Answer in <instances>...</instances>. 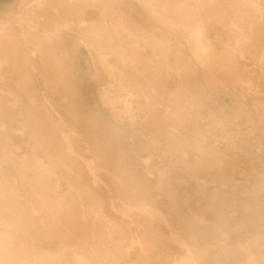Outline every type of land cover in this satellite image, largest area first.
<instances>
[{
  "label": "rangeland",
  "instance_id": "rangeland-1",
  "mask_svg": "<svg viewBox=\"0 0 264 264\" xmlns=\"http://www.w3.org/2000/svg\"><path fill=\"white\" fill-rule=\"evenodd\" d=\"M95 1L82 13H58L68 26L54 28L47 8L45 24L27 28L25 6L0 0V28L13 33L0 43V83L12 90L0 98V219H9L0 222V236L47 252L45 264H78L75 250L84 264H98L93 248L109 250L104 264H264L263 220L241 226L244 208L211 207L231 195L253 203L264 194V32L256 31L264 25L263 0H156L175 20L200 27L196 38L153 21L139 0H107L103 11ZM51 2L60 10L68 0ZM115 13L135 31L116 27ZM91 20L101 26L90 30ZM21 29L61 33L59 58L48 55L60 64L52 76L41 73L43 53ZM112 48L137 60L126 67V86L137 81L144 92L120 90L108 74L103 54L120 64ZM56 77L58 90L45 89ZM105 91L117 109L100 100ZM126 100L135 118L123 109ZM219 161L221 169L213 165ZM16 203L25 211L17 213ZM26 215L29 222L14 221ZM186 220L202 234L198 241Z\"/></svg>",
  "mask_w": 264,
  "mask_h": 264
},
{
  "label": "bare ground",
  "instance_id": "bare-ground-1",
  "mask_svg": "<svg viewBox=\"0 0 264 264\" xmlns=\"http://www.w3.org/2000/svg\"><path fill=\"white\" fill-rule=\"evenodd\" d=\"M112 1V0H111ZM114 1H118V0H114ZM141 5L146 9L147 13L149 14V16L151 17V19L153 21H156L157 23H159L160 25H164L168 28H178V27H183V28H187L189 30V32L191 34H193L196 37H198V34L201 33V28L200 27H193L191 25H185V23H181L179 22L178 20H175L172 16L168 15L167 13V10L163 9V8H158L156 6V0H139ZM20 2V5L22 6H25V9L23 8H20L21 9V13L24 14H28V18L30 19V22L27 26V28H35V27H39V26H43L45 23H43L42 20H45L43 18V14L46 12V9L49 8V11L52 13V14H55V16L53 17V19H51V23H52V26L54 28H57L58 24H61L62 25H69V20L68 19H65V16L66 15H69L70 13H73V11H78L80 13L84 12V9L89 5V2L90 0H68V2L60 7L61 9L59 10L58 9V6L55 5L53 2H51V0H33V2L26 6L27 3L29 2H26V0H19ZM96 4L100 7H102L101 11L105 10L107 8V0H96L95 1ZM264 2V0H263ZM78 7H74L75 5H78ZM202 4V3H201ZM69 5V6H68ZM60 6V5H59ZM99 7V8H100ZM214 9V8H213ZM118 11L117 12H120L121 9H117ZM63 12V15L64 16V19L63 20H60V21H63V22H59L58 19H61L59 18L60 16H58V13H61ZM104 14V12H102ZM122 14V12H121ZM124 15V14H122ZM115 22H114V25L122 30H125V31H128L130 33H132L134 30L135 31V23L132 22V23H129L130 21H127V19L125 18H122L120 15H118L117 13H115ZM135 20V19H134ZM243 20V19H242ZM83 21H88L86 19H83ZM104 21L101 20V24L102 22ZM99 22V21H97ZM104 23V22H103ZM101 24H96L97 26H95V22H93L91 20V25H90V30H95L96 28L95 27H99L101 26ZM234 24V23H233ZM259 24V26L257 27L256 31H262L264 32V25L262 23H257V25ZM103 25V24H102ZM9 28V27H7ZM0 29H2V32L3 33H0V43H3L5 41H8L9 39L12 38L13 36V33H4V30L5 27H1ZM239 29V28H238ZM240 29L243 30V25L240 24ZM249 29V28H248ZM20 30V28H19ZM21 32L22 33H19L22 38L25 40V42L31 44V45H37L40 47L41 49V52L43 53V57H42V62H43V66L42 68H40L41 70V73H43L44 77L45 75L48 76H52V74L55 73V70L56 69H59L60 68V64L59 63H56L55 61L51 60L50 58H48V55H52V56H56L57 58H59V53H60V50H61V41H60V38H61V33H26L23 29H21ZM242 33V32H241ZM97 33H92L91 36L93 35H96ZM186 35V34H185ZM87 36H88V33H87ZM171 36V35H170ZM176 37V36H175ZM182 37V36H181ZM243 38H246V35H242ZM163 40H167L165 37L163 38ZM178 39H176L177 41ZM77 41V40H76ZM80 41V40H79ZM78 42V41H77ZM179 42V41H178ZM182 42V40H181ZM184 43V42H183ZM93 45V43H88V45ZM187 44V43H185ZM80 46V45H79ZM60 49V50H59ZM76 49V47H75ZM74 49V50H75ZM114 53H118L119 56H120V64H115L113 62H110L107 57L105 56V54H103V57H101V61H102V64L105 66L108 74L110 76H113L115 78H117L118 82H119V89L120 90H126L128 91L131 95H134L135 93H142L144 92V87L141 85L140 82H137V81H133L132 82V85H129L130 87H127L126 86V83H129V81L126 79L127 78V75H128V71L126 70V67L127 65L128 66H133L134 63H136V59L132 56V57H129L125 54H123L121 51L120 52H117V50L115 48H112L111 49ZM59 51V52H58ZM102 54V53H101ZM263 55L264 54H261L262 58H263ZM25 57H26V60L28 61H32L33 59H35L34 57V50L31 49L30 51H26L25 50ZM50 59V60H49ZM217 60V59H216ZM264 60V59H263ZM34 63V62H32ZM9 68V66L6 67V69ZM34 69H36V67L34 66L33 67ZM2 69H5L4 66L0 65V74L2 73ZM14 70L11 72V74L9 73V71L6 73L8 74L9 73V77L13 76L14 75ZM51 71V72H50ZM180 74V73H179ZM25 75L24 78L27 77L26 74H23ZM22 75V76H23ZM181 75V74H180ZM21 76V74H20ZM50 82H45V89L47 88V90L51 87H54L53 89V92H56L58 90V86L57 84H59V79H48ZM29 83V82H28ZM39 84V83H38ZM12 92L11 89H9L8 87H5V86H2V83H0V98L1 100H4V97L6 94ZM53 92H50V93H53ZM42 94V92H40ZM76 98H79V97H76ZM100 100L104 102V104H107L111 106V108L113 110L117 109V105L115 102H110V99L109 97H107V92H103L100 94ZM8 105H6V103L4 104V107H7ZM180 106V105H179ZM29 106H26V108H28ZM43 107H49L47 106L46 104L44 105L43 103ZM123 109L127 112V114H129V116L131 118H135L136 116H138V114L135 112L133 113L134 111V107L132 106V104L130 103V101L126 100L123 105H122ZM139 109H141V107H137ZM179 108V107H178ZM20 109H22L20 107ZM183 109V108H182ZM188 110V109H187ZM32 111V110H31ZM38 111V110H37ZM181 111V110H180ZM33 113V112H32ZM50 113V112H49ZM48 113V114H49ZM48 114L46 115L45 114V119L48 120L47 116ZM10 117H12L13 115L12 114H8ZM18 115H21V114H18ZM36 116V115H35ZM188 118V117H187ZM34 120V119H33ZM47 120H42L41 121V126L42 125H46V122ZM28 121V119H27ZM32 121V119H31ZM29 121V122H31ZM184 124V122H183ZM181 125V124H180ZM183 126V125H182ZM198 127V126H197ZM194 128V127H193ZM38 131V130H37ZM196 131L199 132V129L195 130V135H194V139H197V135H196ZM36 132V131H35ZM202 133V132H201ZM203 138H201V141L203 142ZM196 142V141H195ZM180 144V143H179ZM63 148V147H62ZM205 149V147H204ZM207 149V148H206ZM69 150V149H68ZM208 150V149H207ZM213 150L215 151H218L216 148H213ZM214 154L213 156L217 157V158H222L223 156L222 155H219L217 154L216 152L212 151ZM230 152V151H229ZM112 153V152H111ZM245 155V154H244ZM252 155V154H251ZM234 156V155H233ZM232 156V159H235V157ZM246 156V155H245ZM104 157V156H103ZM183 157H185V155H183ZM231 157V156H230ZM105 158V157H104ZM248 161V160H247ZM123 162V161H121ZM120 163V161L118 162ZM202 162H199V163H195L196 165H205V164H208V163H202ZM222 163L223 161H219L218 163H214L213 165L214 166H217L220 168V166H222ZM249 163V162H248ZM89 166V165H88ZM174 166V165H173ZM134 168V167H133ZM168 168V167H167ZM194 169L196 167H193ZM136 169V168H135ZM221 169V168H220ZM106 170V169H105ZM138 170V169H137ZM139 171V170H138ZM88 172L92 174V176L95 177L96 179V175H97V169L96 168H93V167H88ZM144 172V171H143ZM138 173V172H137ZM139 174V173H138ZM261 175V174H260ZM256 177V176H255ZM161 179V178H160ZM159 181V180H158ZM161 181V180H160ZM89 182V181H88ZM134 182V179L133 181ZM140 184V182H139ZM161 186V185H160ZM131 189V187H130ZM166 189V188H165ZM142 190V189H141ZM216 190V189H215ZM225 190V189H224ZM223 190V191H224ZM182 191V190H180ZM12 192V191H11ZM140 192V191H139ZM225 192V191H224ZM264 192V190H263ZM219 193V192H218ZM225 194V193H224ZM223 194V195H224ZM142 195V194H141ZM146 195V194H145ZM168 196V195H167ZM224 197V196H223ZM228 198H220L218 199V203H213L211 205V207H218L216 210L219 211V210H222L223 208L222 207H225V206H240L242 208L245 209L246 213L243 214V216L241 217V222L242 225H246L247 223H249V220L252 219V218H259L261 220H263L264 222V194L263 195H260L258 196L257 198V201L256 202H248V201H244V202H238L236 198H234L233 195L231 196H227ZM150 198V197H149ZM217 200V199H216ZM176 201V200H175ZM16 205V206H15ZM14 207H15V210L17 211V213L21 212V211H25V208H22L21 210L19 209L21 206L19 204H15ZM19 205V206H18ZM189 206V205H188ZM187 206V207H188ZM6 211V210H5ZM57 211V210H56ZM153 212L151 211V214ZM197 213V212H196ZM225 214V213H224ZM193 216V215H192ZM191 216V217H192ZM224 216H228L227 214L224 215ZM231 216V215H230ZM63 217V215H62ZM183 217V216H182ZM187 217V216H186ZM67 218V217H66ZM66 218L64 217L63 219L66 220ZM189 219H191L190 217H188ZM219 218H223V216L219 217ZM237 218V217H235ZM31 219V218H30ZM184 219V218H183ZM230 219V217H229ZM152 220V219H151ZM228 219H225L224 221H226ZM233 220V219H232ZM15 222H29V218L26 216H16V218L14 219ZM185 221V220H184ZM188 220H186V223L185 224V230L186 232L192 237L194 238L195 240H199L201 237L202 234H198V231L197 232H192L193 231V228H192V225L190 223H187ZM191 221V220H190ZM0 222L1 223H6V222H9V219L8 218H5V217H2L0 219ZM189 222V221H188ZM251 222V221H250ZM258 222V221H257ZM261 222V221H260ZM260 222L258 223H255V222H252L251 224H253V231L254 233H259V228L261 225H264V223H262L260 225ZM12 223V222H11ZM231 223V222H230ZM250 225V223H249ZM14 226V225H13ZM16 226V224H15ZM18 226V224H17ZM246 227V226H245ZM244 227V228H245ZM251 227V226H249ZM197 229V228H196ZM247 229V228H246ZM252 229V228H251ZM25 231V230H24ZM240 232V231H239ZM34 233V232H33ZM32 233V234H33ZM36 233V232H35ZM197 233V234H196ZM253 233V232H252ZM251 233V234H252ZM96 234V233H95ZM196 234V235H195ZM238 234V233H237ZM29 235V234H28ZM36 235V234H35ZM160 235V234H159ZM205 238L206 237H209V235H204ZM177 237V240L179 239L178 236ZM28 238V237H27ZM204 238V239H205ZM258 239H255L257 241H261L262 238L261 237H257ZM33 240V239H32ZM152 240H154L152 238ZM207 241V240H206ZM212 241V240H211ZM34 242V241H33ZM181 243V241H180ZM153 245V244H152ZM199 246V244H198ZM203 246V245H202ZM201 246V248H202ZM196 247V246H195ZM205 247V246H204ZM209 247V246H208ZM154 248V247H153ZM199 248V247H198ZM200 249V248H199ZM229 249V248H228ZM236 249V248H235ZM194 250V249H193ZM256 250V249H255ZM67 251L68 250H64V252L60 255H57L59 259H56V260H63L65 258V256L67 255ZM257 251H258V248H257ZM146 252V251H145ZM167 252V251H166ZM207 252V251H206ZM238 252V251H237ZM91 255H95L96 256V260L98 261L97 263L98 264H104L103 262L106 261V255L107 253H109V250L107 249H97V248H93V250H91ZM213 253V252H211ZM158 254V253H156ZM189 257L192 255V251L190 249H188V253ZM241 255V254H239ZM74 256L77 258V261L78 264H84L83 261H84V257L82 255V253L79 251V250H75L74 251ZM46 257H50V254H48L47 252H44L42 249H38L36 248L34 245H32V247L29 249V246H28V243L27 241H14L13 237L11 235H1L0 236V264H45V259ZM52 257V256H51ZM243 257V256H242ZM47 258V259H48ZM92 258V257H91ZM209 258V257H208ZM46 259V260H47ZM51 259V258H50ZM94 259V258H93ZM190 259V258H189ZM192 259V258H191ZM212 259V258H211ZM52 260V259H51ZM227 261V260H226ZM212 263V262H211ZM181 264H190L189 261L186 260L181 263Z\"/></svg>",
  "mask_w": 264,
  "mask_h": 264
}]
</instances>
